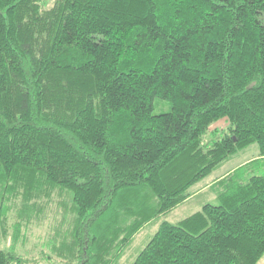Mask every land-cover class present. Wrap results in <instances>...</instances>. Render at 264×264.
Segmentation results:
<instances>
[{
	"label": "trees",
	"instance_id": "obj_1",
	"mask_svg": "<svg viewBox=\"0 0 264 264\" xmlns=\"http://www.w3.org/2000/svg\"><path fill=\"white\" fill-rule=\"evenodd\" d=\"M252 144L204 188L216 203L159 221ZM257 163L264 0H0V245L4 210L16 219L0 264H23L20 226L46 208L59 227L43 264H118L149 223L127 264H255L264 173L239 171Z\"/></svg>",
	"mask_w": 264,
	"mask_h": 264
},
{
	"label": "rangeland",
	"instance_id": "obj_2",
	"mask_svg": "<svg viewBox=\"0 0 264 264\" xmlns=\"http://www.w3.org/2000/svg\"><path fill=\"white\" fill-rule=\"evenodd\" d=\"M42 1L45 4H49V2H51V0H42ZM170 106L171 105L169 101L163 98H160V97H155L153 101L152 112L160 113V112L168 111L170 110ZM226 121L227 120L225 118H221L215 122H212L208 128V131L203 136V141L205 142L209 141L212 137H216L217 134L220 135L221 134L220 129L225 127ZM251 146H246L242 148L241 150H238L220 168L219 167L216 168L208 176L202 178L201 180L193 184L192 187L190 188V191L202 185L203 183L205 184L206 182H208V180H210L214 176V174H218L222 172L227 165L231 166L238 161L242 162L241 160H244L245 158L250 156L251 153H253V149H255V144H252ZM250 169L252 170V172L264 173V165L262 166L260 165V163H257V164H253L251 168L248 167V168L240 170L239 174L246 173V171H249ZM210 190L211 188L207 190V192L202 191L198 195L196 196L194 195V197L193 198L191 197L192 199L186 204L177 205L174 209H171L170 212L163 214L160 217L159 221L169 220L171 222H174L184 217L185 215L190 214L191 212H194L195 210H198L204 202L216 203L217 199H212L213 191L211 192ZM3 202L5 203V207H7L10 203L8 197H6L3 200ZM4 211L7 214V217L4 221V225H5L4 227L6 228L8 232L7 234L8 236L6 240L2 239L3 240L2 245H5L6 241H7V244L9 242L11 243V239L9 235L13 229L14 221H16V219L13 216L12 209L10 210L5 209ZM157 224L154 226L151 223H149L134 235L129 245L127 246L125 254H122V256L120 257L118 264H127L128 261L132 259L131 258L132 256L134 258V256L136 255V253H134L135 249L140 250L144 246V244L147 242V240L150 238V236H152V234L156 230ZM20 227H21L20 237L15 242V248L17 249V251H20L22 256H24V258L26 259L24 260L23 264H43L42 261L39 262V260L37 259H40L39 256H40V252L42 251L46 252L47 254L50 253L49 251L50 248L49 246L46 245L45 239L48 233L53 232L55 228L59 227L58 214L46 208L42 218H40L39 220L33 219L29 223H27L26 226L22 224ZM63 228H65V226H63ZM1 231L2 229L0 227V237H2ZM32 259L33 260L36 259L37 263H32L31 262ZM255 264H264V252L260 256V258L255 262Z\"/></svg>",
	"mask_w": 264,
	"mask_h": 264
},
{
	"label": "crops",
	"instance_id": "obj_3",
	"mask_svg": "<svg viewBox=\"0 0 264 264\" xmlns=\"http://www.w3.org/2000/svg\"><path fill=\"white\" fill-rule=\"evenodd\" d=\"M242 161V160H241ZM245 161V160H244ZM237 163H239V162H237ZM235 165H237V164H234V166ZM224 171V170H223ZM221 173V172H220ZM219 173V174H220ZM208 176V175H207ZM214 179V176L210 179V180H208V182H206L204 185L202 184V185H200V186H198V187H196V188H194L191 192H192V195H191V197L193 198L194 197V195L196 196L197 194H199L200 192H202L203 190H205L204 188H207V185H208V183H210L212 180ZM192 187V186H191ZM191 197H189L186 201H184V202H181V203H179L178 205H180V204H186V202H188V201H190L192 198ZM177 206V205H176ZM175 206V207H176ZM174 207V208H175ZM173 208V209H174ZM171 211V210H170ZM169 211V212H170Z\"/></svg>",
	"mask_w": 264,
	"mask_h": 264
}]
</instances>
